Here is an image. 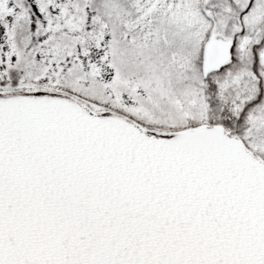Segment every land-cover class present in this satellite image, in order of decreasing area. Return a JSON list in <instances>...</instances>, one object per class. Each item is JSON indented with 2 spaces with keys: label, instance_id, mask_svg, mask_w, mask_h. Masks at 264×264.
Here are the masks:
<instances>
[{
  "label": "snow or ice",
  "instance_id": "6c2138e0",
  "mask_svg": "<svg viewBox=\"0 0 264 264\" xmlns=\"http://www.w3.org/2000/svg\"><path fill=\"white\" fill-rule=\"evenodd\" d=\"M0 264H264V0H0Z\"/></svg>",
  "mask_w": 264,
  "mask_h": 264
}]
</instances>
